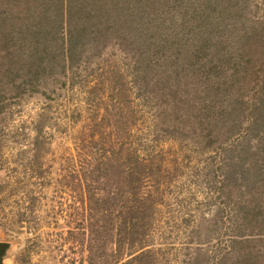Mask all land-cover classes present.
<instances>
[{
  "label": "trees",
  "instance_id": "obj_1",
  "mask_svg": "<svg viewBox=\"0 0 264 264\" xmlns=\"http://www.w3.org/2000/svg\"><path fill=\"white\" fill-rule=\"evenodd\" d=\"M247 7L246 0H0V80L9 82L0 96L32 87L48 72L87 71L111 48L130 67L157 123L170 100L186 95L178 91L193 72L199 84L186 92L202 99L205 145L218 140L224 153L220 182L246 178L264 190V18L250 21ZM170 61L189 71L174 77L171 99ZM112 78L93 86L103 92ZM116 90L108 87L101 113L81 125L75 152L64 157L61 182L79 194L77 227L67 232L79 264H157L149 226L166 185L163 157L137 153L130 103ZM235 130V139L224 141ZM251 187L238 191L236 225L255 222L263 234L264 192ZM233 264L258 263L247 251Z\"/></svg>",
  "mask_w": 264,
  "mask_h": 264
},
{
  "label": "rangeland",
  "instance_id": "obj_2",
  "mask_svg": "<svg viewBox=\"0 0 264 264\" xmlns=\"http://www.w3.org/2000/svg\"><path fill=\"white\" fill-rule=\"evenodd\" d=\"M246 2L250 21L264 18V0ZM94 57L98 64L87 71L71 68L65 77L48 72L32 87L10 88L0 96V239L12 241L5 264H79L74 233L67 232L77 227L79 194L72 184L61 182L68 164L64 157L75 152L78 129L101 113V100L112 85L116 91L121 88L116 96L130 103L137 153L155 151L163 157L166 185L149 226V241L160 248L157 264H233L247 251L264 264V233H257L261 227L248 221L236 225L238 191L247 186H252L250 192L264 190L246 178L220 182L218 163L224 153L218 140L205 145L199 124L205 114L201 102L196 103L202 99L191 88L186 92L199 78L191 72L178 91L186 95L170 100V112L163 111L156 123L150 100L134 86L124 59L111 48ZM173 62L170 99L174 77L186 70ZM111 74L103 92L93 86ZM8 84L7 78L0 80L1 88Z\"/></svg>",
  "mask_w": 264,
  "mask_h": 264
},
{
  "label": "water",
  "instance_id": "obj_3",
  "mask_svg": "<svg viewBox=\"0 0 264 264\" xmlns=\"http://www.w3.org/2000/svg\"><path fill=\"white\" fill-rule=\"evenodd\" d=\"M11 246L12 241L8 239H0V264H5Z\"/></svg>",
  "mask_w": 264,
  "mask_h": 264
}]
</instances>
